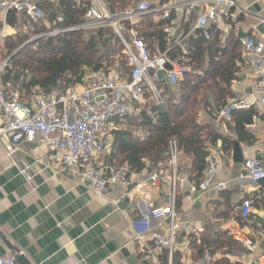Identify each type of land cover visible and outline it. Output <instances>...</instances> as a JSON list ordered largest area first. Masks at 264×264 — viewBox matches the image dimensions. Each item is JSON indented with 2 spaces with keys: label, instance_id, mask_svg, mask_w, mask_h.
I'll return each mask as SVG.
<instances>
[{
  "label": "built area",
  "instance_id": "obj_1",
  "mask_svg": "<svg viewBox=\"0 0 264 264\" xmlns=\"http://www.w3.org/2000/svg\"><path fill=\"white\" fill-rule=\"evenodd\" d=\"M42 0H0V45L7 38L8 20L11 15L21 18L20 28L27 29L44 21L45 14L39 7ZM76 5L87 3L84 22L70 28H56L49 34L36 38L56 36L71 31H97L110 28L116 34L123 47L127 74L118 71L117 65L107 70H84L76 81L71 76L59 77L49 91L38 87L25 90L6 91L2 76L11 71L9 58L0 62V112L6 121L0 126V144L11 156L18 145L40 140L56 161L55 174L65 177L77 185L85 183L95 195L106 193L113 186L125 189H152L167 186L170 190V202L166 206L155 207L150 202L142 204L139 217L129 223L140 253L153 254L165 252L169 261L175 250V235L180 229L177 222L175 203L178 196L186 191L204 195L209 190L222 189L225 183L212 186L214 177L221 171L220 162L209 158L196 185L178 174L177 145L169 143V157L164 165L152 171L146 181L133 176L126 164L112 161L104 164L101 158L110 149L114 131L119 130L121 122L139 116L143 112L150 115L152 123L155 117L150 113L152 107L164 103L163 86L175 87L189 69L176 59L169 57L171 47L161 53H153L140 38L137 22L148 15H157L166 22L165 33L168 43L180 47L181 42L198 34L209 40L222 19L233 18L232 9H238L236 0H156L153 7L149 0H139L135 7L109 14L102 0H69ZM195 21L187 33H178L179 23ZM62 23V18L56 19ZM245 63L254 81L249 88V101L244 97L229 99L218 111L220 119L231 122V114L253 108L264 110V43L252 37L239 40ZM140 136V135H138ZM244 177L257 185L264 181V163L255 158H246L242 163ZM31 165L24 163L19 174L27 183L32 180ZM251 202L245 200L239 210L247 217ZM167 221L164 233H158L154 223ZM233 241L240 243L248 251L254 246L251 240L240 230L231 233ZM146 240L151 246H146ZM155 264H159L154 257ZM0 264H17L15 256L0 257ZM207 264V263H205Z\"/></svg>",
  "mask_w": 264,
  "mask_h": 264
},
{
  "label": "crops",
  "instance_id": "obj_2",
  "mask_svg": "<svg viewBox=\"0 0 264 264\" xmlns=\"http://www.w3.org/2000/svg\"><path fill=\"white\" fill-rule=\"evenodd\" d=\"M138 1L129 0L122 11L135 7ZM149 1L153 7L157 6L156 0ZM182 1L176 0L178 3ZM236 1L239 10H231L233 18L220 20L211 37L218 33L222 42L232 35L238 40L252 37L264 43V0ZM103 4L112 14L109 4ZM119 12L115 10L114 14ZM196 16L197 11L189 23L182 19L177 35L188 34ZM146 19L153 26L162 23L165 32L166 22L160 21L157 15H148ZM139 22L137 30L141 27ZM18 28L9 25L7 38ZM188 40L182 41L179 47L181 60L187 55ZM145 45L153 53H161L156 45ZM240 53L242 62L237 63L236 78L230 84L231 99L244 97L249 101V88L254 78L245 63L242 49ZM8 57L0 54V62ZM6 76L7 71L2 82L9 91L11 84L9 80L4 81ZM166 86H163L164 93ZM170 89L176 90L175 87ZM210 101L207 102V112L210 113L201 109L195 121L210 127L215 135L234 142L229 151L223 150L220 140L207 147L206 163L209 158H215L222 167L212 186L218 183H225V186L211 189L204 195L186 191L177 197L175 210L180 229L175 235V250L170 261L165 252L140 253V246L129 227L130 221L139 217L138 206L146 202L155 207L166 206L170 202L169 187L152 189L145 184L141 189H125L113 186L106 193L95 195L85 183L77 185L56 175V161L40 140L18 145L11 156L0 144V235L31 264H155L154 257L159 264H264V181L252 184L245 179L242 169L246 158L259 159L264 163V110L252 109L255 116L245 130L253 140L250 143L239 142L231 129L233 122L220 119L219 110ZM5 121L0 112V126ZM235 146L241 151V163L233 161ZM110 151L101 158L106 165L115 161ZM24 163L31 165L30 183L19 174V167ZM190 166L191 159L179 154L178 174L189 185H196L198 181L189 177ZM149 168L147 165L141 173L132 175L146 181L156 170ZM245 200L251 202V209L244 218L239 207ZM166 226L165 220L154 223L158 233L163 234ZM234 230H240L251 240L252 251L233 241L230 235ZM146 246H151L149 240H146ZM11 255L16 254L0 239V257Z\"/></svg>",
  "mask_w": 264,
  "mask_h": 264
},
{
  "label": "trees",
  "instance_id": "obj_3",
  "mask_svg": "<svg viewBox=\"0 0 264 264\" xmlns=\"http://www.w3.org/2000/svg\"><path fill=\"white\" fill-rule=\"evenodd\" d=\"M102 1L109 4V10L114 14L115 10L122 11L129 0ZM86 5L87 3L76 5L69 0H42L39 7L44 12L45 19L31 29L35 35H41L46 33L47 28L52 31L56 28L79 26L84 22ZM58 17L62 18V23L56 22ZM21 21V18L11 15L8 24L20 27ZM139 23L142 27L138 28L139 36L144 43L154 44L159 51L164 52L169 43L162 23L153 26L146 17L140 19ZM40 40L43 39L24 46L10 56L11 71H7L10 77L6 76L4 81L9 80L17 88L20 79L23 78L24 81L30 71L32 77L29 87L49 91L59 77L71 76L76 81L86 68L93 71L112 68L119 51L123 59L119 60L117 70L123 74L129 71L120 40L110 28H100L93 33L71 31L48 37L43 42ZM13 42L11 37L4 42L9 55L17 47ZM170 47L169 57L184 64L189 71L176 84V92L168 86L164 88V103L150 110L155 117V123H152L147 112L123 121L137 124L144 133L138 136L129 131H115L111 158L119 164H126L131 174H138L147 165L150 166L149 169L164 165L169 157V143L174 141L179 154L191 159L190 179L199 182L209 155L207 147L220 140L223 150L229 151L234 142L215 135L210 127L196 123L193 115L195 100L197 96L203 95L205 109L208 108L207 102L210 99L216 109L220 110L232 98L230 84L236 78L237 63L242 62L241 46L239 40L232 35L222 42L218 39V33H214L209 40L202 39L196 33L187 41V55L184 60L178 57L179 47L172 44ZM17 89L28 90L24 83ZM253 116L255 113L252 109L231 114V129L239 142L250 143L253 140L245 130L252 123Z\"/></svg>",
  "mask_w": 264,
  "mask_h": 264
},
{
  "label": "rangeland",
  "instance_id": "obj_4",
  "mask_svg": "<svg viewBox=\"0 0 264 264\" xmlns=\"http://www.w3.org/2000/svg\"><path fill=\"white\" fill-rule=\"evenodd\" d=\"M52 1V0H51ZM51 30V29H50ZM48 28H47V30L45 29V31H46V33H44V34H49L50 32H52V31H50ZM84 33H88V32H96V31H83ZM38 35H35V33L33 32V29H31V28H27V29H22V28H18L16 31H14L13 33H12V36H11V38H12V40L14 41L13 43H14V45L15 46H17L16 47V49L9 55V51L8 50H6V48H5V46H3L2 47V45L0 46V54H2V56H4V57H8V56H12L13 54H15V52L16 51H18L19 49H21V48H23L24 46H27V45H30L31 43H34L35 41H37L38 39L36 38ZM48 37H52V36H47V37H45V38H43V40H40V42H43L44 41V39H46V38H48ZM4 45V44H3ZM4 48V49H3ZM35 49V48H34ZM120 54V55H119ZM119 54H118V59L117 60H115V65L114 66H112V67H115L116 65H118V63H119V60H121V59H123V58H121V53H120V51H119ZM84 70H87V68L86 69H84ZM31 77H32V73L30 72V71H28L27 72V74H26V77H25V79H24V81H23V78H21L20 79V84H18V87L19 86H21L23 83L25 84V88L26 89H29V88H31V87H29L30 85H29V81H30V79H31ZM28 85V86H27ZM17 87V88H18ZM34 87V86H33ZM17 88H15V87H13L12 85H9L8 86V90H16ZM21 89V88H20ZM177 90H175L174 92H176ZM204 101H205V98H204V96L202 95V96H197L196 97V100H195V105H194V111H193V115L195 116L194 118L196 119L197 118V115H198V112L201 114V109H205L204 108ZM209 101H210V99H209ZM210 103H211V101H210ZM207 109L208 108H206L205 110V113L207 112ZM207 113H210V111L209 112H207ZM135 118V117H134ZM121 126H119L118 128H119V130H117V131H129V132H132L133 134H135V135H141V134H143L144 132V130H141V129H139L138 127L139 126H137V124L135 125V124H129V122L128 121H126V122H121ZM115 132V131H114ZM112 149V146L110 147V150ZM110 153H111V151H110Z\"/></svg>",
  "mask_w": 264,
  "mask_h": 264
},
{
  "label": "water",
  "instance_id": "obj_5",
  "mask_svg": "<svg viewBox=\"0 0 264 264\" xmlns=\"http://www.w3.org/2000/svg\"><path fill=\"white\" fill-rule=\"evenodd\" d=\"M233 161L235 163H241L243 161L242 159V154H241V151L239 149L238 146H235L234 147V155H233ZM0 239L7 245V247L12 250L13 254H16L14 255L15 258H16V263L17 264H31L24 256L22 255H18L19 254V251L18 249L16 248H12L10 247L5 241L4 239L2 238V236L0 235Z\"/></svg>",
  "mask_w": 264,
  "mask_h": 264
}]
</instances>
